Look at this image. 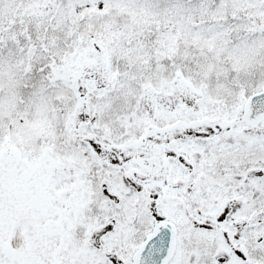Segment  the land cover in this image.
<instances>
[{
  "label": "snow or ice",
  "instance_id": "snow-or-ice-1",
  "mask_svg": "<svg viewBox=\"0 0 264 264\" xmlns=\"http://www.w3.org/2000/svg\"><path fill=\"white\" fill-rule=\"evenodd\" d=\"M0 264H264V0H0Z\"/></svg>",
  "mask_w": 264,
  "mask_h": 264
}]
</instances>
